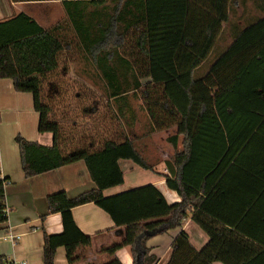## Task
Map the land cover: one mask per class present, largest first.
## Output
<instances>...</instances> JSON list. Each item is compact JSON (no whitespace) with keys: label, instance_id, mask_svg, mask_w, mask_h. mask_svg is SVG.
<instances>
[{"label":"trees","instance_id":"trees-1","mask_svg":"<svg viewBox=\"0 0 264 264\" xmlns=\"http://www.w3.org/2000/svg\"><path fill=\"white\" fill-rule=\"evenodd\" d=\"M11 1H59L68 25L43 29L24 13L0 21V79H10L16 92L31 94L38 132L53 137L51 147L15 137L23 175L29 179L82 161L95 185L74 198L64 191L46 198L41 221L59 214L63 231L43 233L42 264H54L57 248L89 240L71 215L73 208L89 203L116 228H132L128 245L133 264H153L147 241L181 227L190 215L209 242L197 251L181 232L167 264H264V239L246 228L248 220L257 221L256 230L264 234V17L240 29L211 63L231 0ZM70 29L106 94L100 111H92L90 119L99 116L88 129L54 120L43 98L45 79L58 70L60 53L71 49L60 40ZM138 92L151 133L175 127V135L166 140L174 153L164 163V178L178 203L169 205L152 185L103 196L104 190L123 183L119 160L153 171L132 141L109 134L112 122L124 117L128 96L135 99ZM6 184L0 179V225L6 221ZM243 184L250 196L240 218L221 219L234 230L206 215H213L206 207L211 198L234 201L235 185ZM159 218L154 225L145 224ZM0 264H6L1 257Z\"/></svg>","mask_w":264,"mask_h":264},{"label":"crops","instance_id":"crops-1","mask_svg":"<svg viewBox=\"0 0 264 264\" xmlns=\"http://www.w3.org/2000/svg\"><path fill=\"white\" fill-rule=\"evenodd\" d=\"M18 13L26 14L43 29H50L57 24L68 26L64 8L59 1L0 0V21L12 18ZM262 17H264V0H231L227 21L222 26L208 61L212 63L221 56L233 43L240 29L246 28ZM203 73H206L205 70ZM126 104L121 129L119 132L111 133V136L118 135L117 139L125 138L132 141L140 155L153 166V171L144 170L130 160L121 159L118 161V166L123 175V183L104 190L103 196L111 197L152 185L169 205L180 202L179 196L166 187L164 178L167 174L164 163L173 155V149L167 144L170 149L168 154L158 152L151 145L157 136L162 138L160 135L166 134L164 139L166 141L167 138L175 135V127L151 133L149 131L151 119L139 107L141 114L146 116V131H144V126L141 127L138 122L136 112L128 98ZM38 121L39 116L34 110L31 94L16 92L10 79H0V178L7 180L4 200L8 209L7 220L0 225V238L7 231L18 237L13 245L7 240H0V257L6 261V264H42L43 233L48 235L62 233L59 214L47 215L45 220L41 221V217L47 212L46 198L49 195L64 191L69 198H74L95 188L82 161L29 179L24 177L19 151L14 142L15 137L21 136L28 142L45 147H51L53 143L50 133L38 132ZM178 147L180 148V144ZM147 157L154 158L148 161ZM235 186L238 198L236 197L234 201H231L233 198L216 197L211 198L206 205L213 213L206 215L230 230H234L233 225L223 223L221 219L237 222L236 220L240 218V209L250 196L248 185ZM241 198L245 200L242 201ZM71 215L75 226L89 240L77 245L57 248L54 264H133L128 245L133 232L131 227L116 228L110 217L91 203L73 208ZM160 220L161 218L147 220L145 224L154 225ZM259 225L257 221L248 220L246 228H251V232L264 239V234L260 235L256 230ZM181 232L187 234L189 244L197 251L209 242V236L191 220L190 215L182 222L181 227L153 236L147 241L149 255L155 258L153 264L168 263L172 244ZM237 234L240 238H248L244 234Z\"/></svg>","mask_w":264,"mask_h":264},{"label":"rangeland","instance_id":"rangeland-1","mask_svg":"<svg viewBox=\"0 0 264 264\" xmlns=\"http://www.w3.org/2000/svg\"><path fill=\"white\" fill-rule=\"evenodd\" d=\"M60 40L63 45L71 46V49L60 53L58 70L45 79L43 84L44 102L50 105L54 120L88 129L91 124L90 120L96 121L95 118L99 116L96 114L90 119L92 111L95 109L100 111L106 101V94L101 90L103 82L94 74L90 66L85 65L82 51L77 45L71 29L65 30ZM128 101L132 103L138 122L141 127L144 126V131H146V116L141 114V110L144 114L148 115V113L145 110V105L142 104L141 92H138L135 99L128 97ZM113 112L116 114V107L113 108ZM121 121H124L123 118L115 119L112 122L109 134L119 132L121 127L119 128L117 125L118 123L121 125ZM160 136L162 138L157 136L155 141L151 142L152 148H156L158 152L169 154L168 143L164 140L166 134ZM153 158L147 157L146 159L151 161Z\"/></svg>","mask_w":264,"mask_h":264},{"label":"built area","instance_id":"built-area-1","mask_svg":"<svg viewBox=\"0 0 264 264\" xmlns=\"http://www.w3.org/2000/svg\"><path fill=\"white\" fill-rule=\"evenodd\" d=\"M0 179H2V178H0ZM4 205H5V200H4ZM3 213L6 216V220H7L8 209H7L6 205H5V209H4ZM17 239H18V237L14 236L9 231L5 232V234L0 238V240H5V241L7 240V241L11 242L12 245L16 243Z\"/></svg>","mask_w":264,"mask_h":264}]
</instances>
